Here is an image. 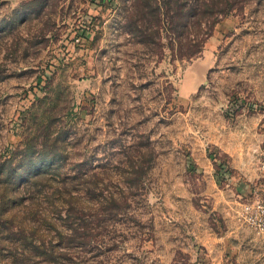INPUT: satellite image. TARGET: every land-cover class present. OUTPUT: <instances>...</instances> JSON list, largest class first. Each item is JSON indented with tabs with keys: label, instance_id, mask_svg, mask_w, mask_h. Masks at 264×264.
Segmentation results:
<instances>
[{
	"label": "rangeland",
	"instance_id": "rangeland-1",
	"mask_svg": "<svg viewBox=\"0 0 264 264\" xmlns=\"http://www.w3.org/2000/svg\"><path fill=\"white\" fill-rule=\"evenodd\" d=\"M218 2L0 0V264H195L264 201V0Z\"/></svg>",
	"mask_w": 264,
	"mask_h": 264
},
{
	"label": "crops",
	"instance_id": "crops-1",
	"mask_svg": "<svg viewBox=\"0 0 264 264\" xmlns=\"http://www.w3.org/2000/svg\"><path fill=\"white\" fill-rule=\"evenodd\" d=\"M226 222L222 234L206 239L195 264H264V234H256L233 215Z\"/></svg>",
	"mask_w": 264,
	"mask_h": 264
},
{
	"label": "built area",
	"instance_id": "built-area-1",
	"mask_svg": "<svg viewBox=\"0 0 264 264\" xmlns=\"http://www.w3.org/2000/svg\"><path fill=\"white\" fill-rule=\"evenodd\" d=\"M236 217L256 234H264V201L254 200L241 205Z\"/></svg>",
	"mask_w": 264,
	"mask_h": 264
},
{
	"label": "trees",
	"instance_id": "trees-1",
	"mask_svg": "<svg viewBox=\"0 0 264 264\" xmlns=\"http://www.w3.org/2000/svg\"><path fill=\"white\" fill-rule=\"evenodd\" d=\"M196 2H197V0H194V3H193V5H192L193 7H195V8L193 9L194 11H196V9H198L197 6H196ZM219 3H220V0H219L218 4H219ZM214 8H215V9H211V10H210L209 17H214V16L217 17V16H219L220 13H221V9H222L223 7L218 8V5L215 4V5H214ZM215 23H216V22H214V23L212 24L213 27L215 26ZM213 27H212V28H213Z\"/></svg>",
	"mask_w": 264,
	"mask_h": 264
}]
</instances>
